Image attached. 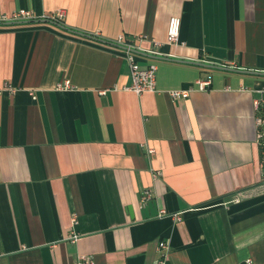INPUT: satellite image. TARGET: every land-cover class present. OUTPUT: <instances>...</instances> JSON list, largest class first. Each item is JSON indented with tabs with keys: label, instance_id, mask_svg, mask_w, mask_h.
<instances>
[{
	"label": "crops",
	"instance_id": "0c3cea01",
	"mask_svg": "<svg viewBox=\"0 0 264 264\" xmlns=\"http://www.w3.org/2000/svg\"><path fill=\"white\" fill-rule=\"evenodd\" d=\"M17 10L35 19L0 24V264H264V0H0ZM119 37L153 92L124 91Z\"/></svg>",
	"mask_w": 264,
	"mask_h": 264
},
{
	"label": "built area",
	"instance_id": "2783aa9c",
	"mask_svg": "<svg viewBox=\"0 0 264 264\" xmlns=\"http://www.w3.org/2000/svg\"><path fill=\"white\" fill-rule=\"evenodd\" d=\"M64 18V11L59 10L54 14H51L50 16H42L40 19L49 21V22H56L59 23L62 21ZM35 16L25 10H17L13 12L12 14L5 15V14H0V24L3 23H10V22H18V21H28V20H34ZM180 23L181 20L179 17L173 16L169 19L168 21V26L166 30V44L169 45H176L179 42V30H180ZM118 45H123L126 47V51L124 53V59L126 63L128 64L129 67V74H130V79L131 83L129 86L124 88V91L126 92H131L137 96H140L144 93H150L155 90V76H156V66L153 64H150L146 67H140L133 54L132 50L135 49V47L130 46L128 44H124V39L123 37H119L116 41ZM154 45H158V43L153 41ZM198 89L200 91H205L210 82L209 80H198L196 82ZM57 89L59 90H68L70 89L69 82L64 80L62 83H60L57 86ZM1 92V89H0ZM106 91H101L99 92L100 95H104ZM262 97L260 101L255 102L254 106L255 108H258V105L260 103L264 104V91L261 92ZM170 98L174 101L177 100L178 98H186L189 96V92L187 91H171L169 92ZM257 123L260 126L264 125V118L257 120ZM260 141L261 146H264V136L260 135L258 138ZM149 196L147 195V198ZM235 202L238 200L235 199ZM224 204H222L223 206ZM173 217L178 218V214H174ZM158 249L161 252V257L165 256V253L167 252V245L164 244L163 242H159L158 244ZM247 264H250V262H246ZM72 264H95L93 258L90 256H80L76 258V260ZM157 264H162L161 262Z\"/></svg>",
	"mask_w": 264,
	"mask_h": 264
},
{
	"label": "water",
	"instance_id": "95a60500",
	"mask_svg": "<svg viewBox=\"0 0 264 264\" xmlns=\"http://www.w3.org/2000/svg\"><path fill=\"white\" fill-rule=\"evenodd\" d=\"M207 67H210V68H215V69H226V68H222V67H215V66H207Z\"/></svg>",
	"mask_w": 264,
	"mask_h": 264
}]
</instances>
